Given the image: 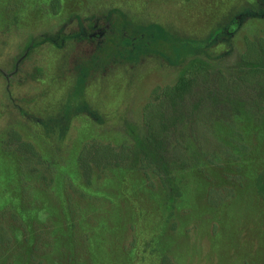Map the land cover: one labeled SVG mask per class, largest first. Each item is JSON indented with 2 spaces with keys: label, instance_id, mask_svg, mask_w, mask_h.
<instances>
[{
  "label": "rangeland",
  "instance_id": "rangeland-1",
  "mask_svg": "<svg viewBox=\"0 0 264 264\" xmlns=\"http://www.w3.org/2000/svg\"><path fill=\"white\" fill-rule=\"evenodd\" d=\"M256 41L264 0H0V264H264V79L234 70ZM192 57L225 81L163 110L162 157L109 162Z\"/></svg>",
  "mask_w": 264,
  "mask_h": 264
},
{
  "label": "trees",
  "instance_id": "trees-1",
  "mask_svg": "<svg viewBox=\"0 0 264 264\" xmlns=\"http://www.w3.org/2000/svg\"><path fill=\"white\" fill-rule=\"evenodd\" d=\"M220 64V61L192 57L183 65L174 84L155 87L152 98L144 106V131L133 124H128L126 129L131 136L132 143L122 144L119 151L115 148L113 150L110 148V151L104 153L98 148V143H87L88 145L84 146L80 154V163L85 177H89L88 173L91 168L89 160L94 150L102 152V155L109 162L117 158L123 159L130 153L136 159L141 157V160L143 159L147 164L152 157H162L165 148L158 129L161 126L159 120L164 121L163 118L166 117V113L163 110L165 108L175 110L190 99L197 89L199 79L210 75L211 70L216 69L218 80L224 82L225 79L222 78ZM235 66L234 70L240 73V80L247 79L251 75L263 77L264 79V42H247L246 49L239 54ZM234 83H238L237 80ZM156 100L159 101L157 102ZM164 105L167 106L163 107ZM168 116L172 115L169 114ZM10 138L13 141L14 149L17 151L37 155L38 151L34 144L25 140L19 131L11 129ZM142 165L146 167L144 164Z\"/></svg>",
  "mask_w": 264,
  "mask_h": 264
}]
</instances>
